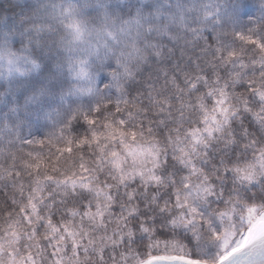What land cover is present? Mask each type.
I'll use <instances>...</instances> for the list:
<instances>
[{"label": "snow or ice", "instance_id": "obj_1", "mask_svg": "<svg viewBox=\"0 0 264 264\" xmlns=\"http://www.w3.org/2000/svg\"><path fill=\"white\" fill-rule=\"evenodd\" d=\"M6 13L0 264H264V0Z\"/></svg>", "mask_w": 264, "mask_h": 264}, {"label": "trees", "instance_id": "obj_2", "mask_svg": "<svg viewBox=\"0 0 264 264\" xmlns=\"http://www.w3.org/2000/svg\"><path fill=\"white\" fill-rule=\"evenodd\" d=\"M13 2H23V0H0V16H3L5 14L11 15V13H6V10L8 9L9 4L13 3ZM32 2L35 4L37 2H43V0H32ZM55 2H58V0H55ZM78 2L83 3L84 0H78ZM89 2H94V0H89ZM256 4L258 7V0H256ZM254 13H255V9H254L253 14ZM85 14L87 15V12ZM6 71H7V69L4 66V63L0 62V73H4ZM4 82H5L4 77L2 75H0V83H4ZM2 199H3V193H0V200H2Z\"/></svg>", "mask_w": 264, "mask_h": 264}, {"label": "rangeland", "instance_id": "obj_3", "mask_svg": "<svg viewBox=\"0 0 264 264\" xmlns=\"http://www.w3.org/2000/svg\"><path fill=\"white\" fill-rule=\"evenodd\" d=\"M84 83V86H86V81L85 82H83Z\"/></svg>", "mask_w": 264, "mask_h": 264}]
</instances>
